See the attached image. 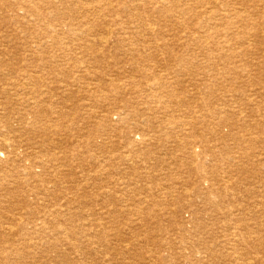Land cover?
<instances>
[{
	"label": "rangeland",
	"instance_id": "rangeland-1",
	"mask_svg": "<svg viewBox=\"0 0 264 264\" xmlns=\"http://www.w3.org/2000/svg\"><path fill=\"white\" fill-rule=\"evenodd\" d=\"M128 1L0 0V264H264V0Z\"/></svg>",
	"mask_w": 264,
	"mask_h": 264
},
{
	"label": "bare ground",
	"instance_id": "bare-ground-1",
	"mask_svg": "<svg viewBox=\"0 0 264 264\" xmlns=\"http://www.w3.org/2000/svg\"><path fill=\"white\" fill-rule=\"evenodd\" d=\"M128 1V0H127ZM215 1V0H214ZM129 2V1H128ZM131 2V1H130ZM135 2V1H134ZM139 3V2H138ZM165 3V5H166V3L167 2H164ZM163 3V4H164ZM134 4V3H133ZM2 5V4H1ZM159 7H161V6H159ZM156 8H158V6L156 7ZM162 8V7H161ZM97 9V8H96ZM125 9V8H124ZM155 9V8H154ZM157 10V9H156ZM159 10H160V8H159ZM91 11H93L92 9H91ZM102 12V11H101ZM221 13H222V11H221ZM229 13V12H228ZM125 14V13H124ZM231 14V13H230ZM216 15H218V14H216ZM215 15V16H216ZM18 16V15H17ZM219 16H220V14H219ZM15 17V16H14ZM217 18V17H216ZM228 18H230V17H228ZM15 19V18H14ZM227 21V15H226V17L225 18H222V19H220V20H217L216 22H219V23H217V25L218 24H221L220 26H223L224 25V23ZM66 28V27H65ZM157 28V27H156ZM68 29V28H67ZM218 31H219V29H218ZM228 31H230V30H228ZM147 32V31H146ZM151 32H152V30H151ZM83 33V32H82ZM144 33V32H143ZM155 33V32H154ZM157 34V33H156ZM155 34V35H156ZM223 34V33H222ZM226 35V34H225ZM230 35V34H229ZM228 36V35H227ZM222 37V36H221ZM224 37V36H223ZM49 38V37H48ZM101 38V37H100ZM105 39V38H104ZM106 39H107V37H106ZM222 39V38H221ZM228 39H229V37H228ZM223 40V39H222ZM226 41H228L227 39H225ZM230 40V39H229ZM54 42V41H53ZM107 42V41H106ZM223 43V42H222ZM247 43V42H246ZM245 43V44H246ZM229 43L227 42V44L226 45H228ZM222 45V44H221ZM37 46V45H36ZM223 47V46H222ZM225 47V46H224ZM231 48V47H230ZM36 49V48H35ZM131 49H133V48H131ZM38 50V49H37ZM36 51V50H35ZM247 51H248V49H247ZM34 55V54H33ZM63 57V56H62ZM49 59V58H48ZM54 59V58H53ZM42 60H43V58H42ZM57 61V60H56ZM41 64V63H40ZM53 64V63H52ZM34 67V66H33ZM47 67V66H46ZM65 67V66H64ZM79 67V66H78ZM90 67V66H89ZM133 68V67H132ZM29 69V68H28ZM74 69V68H73ZM80 69V68H79ZM70 70V69H69ZM41 71V70H40ZM87 71V70H86ZM58 72V71H57ZM37 73V72H36ZM39 73V72H38ZM86 73V72H85ZM119 73V72H118ZM208 73V72H207ZM206 73V74H207ZM59 74V73H58ZM32 75H35V74H33L32 73ZM37 75V74H36ZM36 75H35V77H36ZM220 75H222V74H219L218 76H220ZM38 76V75H37ZM45 76V75H44ZM82 76H84V75H82ZM223 76H225V75H223ZM46 77V76H45ZM31 78V77H30ZM81 78V77H80ZM91 78H92V76H91ZM34 79V78H33ZM37 79V78H36ZM72 79V78H71ZM131 79V78H130ZM133 79V78H132ZM3 80V79H2ZM43 80V79H42ZM47 80V79H46ZM95 80V79H94ZM136 80V79H135ZM225 80V79H224ZM65 81H66V79H65ZM90 81V80H89ZM220 81V80H219ZM0 82H1V79H0ZM26 82V81H25ZM29 82H31V81H29ZM33 82H34V80H33ZM59 82V81H58ZM76 82V81H75ZM74 82V84H76ZM81 82V81H80ZM188 82V81H187ZM59 83H61V82H59ZM86 83V82H85ZM94 83V82H93ZM78 84V83H77ZM23 85V84H22ZM24 86H26V85H24ZM63 86H65V85H63ZM69 86V85H68ZM76 86V85H75ZM79 86V85H78ZM77 86V87H78ZM83 86V85H82ZM88 86V85H87ZM91 86V85H90ZM1 87V86H0ZM79 88V87H78ZM81 88V87H80ZM86 88V87H85ZM20 89V88H19ZM148 89H149V87H148ZM151 89V88H150ZM94 90V89H93ZM153 90V89H152ZM19 91V90H18ZM92 91V90H91ZM151 91V90H150ZM264 92V91H263ZM144 93V92H143ZM30 101V100H29ZM151 110V109H150ZM226 112V111H225ZM154 115V114H153ZM167 115V114H166ZM188 117V116H187ZM202 117V116H201ZM226 118V117H225ZM121 119V118H120ZM120 119H117V120H120ZM146 119V118H145ZM142 120V119H141ZM157 120V119H156ZM222 120V119H221ZM160 121V120H159ZM161 122V121H160ZM223 122V121H222ZM122 123V122H121ZM223 123H225V122H223ZM189 126H191V125H189ZM227 126V125H226ZM152 127V126H151ZM150 127V128H151ZM156 127V126H155ZM159 130H163L162 128H158ZM184 129V128H183ZM157 130V129H156ZM161 132V131H160ZM240 132V131H239ZM187 134V133H186ZM238 134V133H237ZM3 135V134H2ZM144 136V135H143ZM5 139V138H4ZM148 140H149V138H148ZM240 140V139H239ZM3 141H5V140H3ZM174 142V141H173ZM2 145H0V149L1 148H3V150H5L6 149V146H8V144H10V143H8L7 142V140H6V142H4V143H1ZM180 144V143H179ZM90 145V144H89ZM145 145V144H144ZM91 146H92V143H91ZM4 147H5V149H4ZM145 147V146H144ZM9 148V147H8ZM30 148V147H29ZM184 148H185V146H184ZM242 148V147H241ZM13 148L11 147V150H12ZM38 149V148H37ZM178 149V148H177ZM181 149V148H180ZM31 150H33V149H31ZM36 150V149H35ZM7 151H8V149H7ZM27 151H29V150H27ZM39 151V150H38ZM37 151V152H38ZM5 152V151H4ZM34 152V151H33ZM32 152V153H33ZM2 153V152H1ZM11 153V152H10ZM16 152H14V153H12V154H15ZM41 153V152H40ZM34 154V153H33ZM194 154V153H193ZM18 155V154H17ZM27 155H29V154H27ZM37 155H39V154H37ZM8 156H10V155H8ZM14 156V155H13ZM13 158V157H12ZM18 158V157H17ZM8 159H10L9 157H8ZM178 160H180V159H178ZM10 162V161H9ZM8 162V163H9ZM177 163V162H176ZM12 164V163H11ZM14 167V166H13ZM13 167H12V169H13ZM262 167V166H261ZM25 172H28V170H26ZM23 173V172H22ZM29 173V172H28ZM26 174V173H25ZM30 174V173H29ZM5 179V178H4ZM28 180H29V178H27ZM10 180V179H9ZM25 180V179H24ZM230 180H231V178H230ZM229 180V181H230ZM13 181V180H12ZM3 182V181H2ZM7 182V181H6ZM13 182H15V181H13ZM10 184V183H9ZM10 185H12V184H10ZM17 185V184H16ZM6 187V186H5ZM9 187H12V186H9ZM14 187H15V185H14ZM18 188V187H17ZM4 189V188H3ZM9 189H11V188H9ZM8 189V190H9ZM14 189V188H13ZM12 190V189H11ZM41 190V189H40ZM39 190V191H40ZM3 191V190H2ZM42 191H43V189H42ZM7 192V191H6ZM40 193H42V192H40ZM37 194H39V193H37ZM36 196V195H35ZM28 197V196H27ZM40 197V196H39ZM36 198V197H35ZM36 200V199H35ZM45 200V199H44ZM210 200H212V199H210ZM33 202V201H32ZM11 203V202H10ZM3 205V204H2ZM30 205V204H29ZM215 206V205H214ZM34 207V206H33ZM36 207V206H35ZM40 207V206H39ZM32 208V205H31V207H30V209ZM33 210V209H32ZM31 210V211H32ZM31 213V212H30ZM27 214V213H26ZM29 214V213H28ZM25 215V214H24ZM34 216V215H33ZM18 217H19V215H18ZM26 217V216H25ZM22 218V217H21ZM20 218V219H21ZM16 220V219H15ZM17 220L19 221V219L17 218ZM61 221V220H60ZM29 222V221H28ZM27 222V223H28ZM57 222V221H56ZM19 223V222H18ZM60 223V222H59ZM62 223V222H61ZM36 224H38V223H36ZM60 225V224H59ZM39 228V227H38ZM46 228V227H45ZM56 228V227H55ZM54 228V229H55ZM38 230H41V229H38ZM45 230V229H44ZM49 230V229H48ZM65 230V229H64ZM64 230H62V232L64 231ZM58 231L60 232V230L58 229ZM69 231V230H68ZM66 232V231H65ZM34 233V232H33ZM45 233V232H44ZM43 233V234H44ZM95 233V232H94ZM40 234H42V232L40 233ZM59 234V233H58ZM66 235V234H65ZM180 236V235H179ZM178 236V237H179ZM34 237V236H33ZM37 238V237H36ZM52 238V237H51ZM181 238V237H180ZM24 239V238H23ZM22 239V240H23ZM176 239V238H175ZM25 240V239H24ZM32 240V239H31ZM187 240V239H186ZM257 243V242H256ZM218 244V243H217ZM236 244V243H235ZM189 245V244H188ZM224 245V244H223ZM187 246V245H186ZM189 246H191V245H189ZM196 246V245H195ZM194 246V247H195ZM240 246V245H239ZM251 246V245H250ZM24 247V246H23ZM192 247V246H191ZM190 247V248H191ZM197 247V246H196ZM195 247V248H196ZM236 247V248H235ZM231 251H228V250H226V249H223L222 248V250L226 253H224L223 251H221L222 252V254H218V251H217V248L218 247H215V248H211V247H206L205 249H194V250H192V252L190 253V259H194V258H197L196 260H198V261H203V260H205V259H207L208 257H209V253L211 252V258H214L215 257V259H220V260H224L225 258V256L226 257H234V255L236 254V253H238L239 255H237V256H240L241 257V259L240 260H242L243 261V264H260V263H262V258H261V255H260V253H258V252H256L257 250V248L256 249H253V251L252 250H250V248H248V250H247V247L245 248V249H243L242 247H238V246H235ZM18 248V247H17ZM30 248H31V246H30ZM260 248V247H259ZM258 248V249H259ZM29 249V248H28ZM34 249V248H33ZM21 250V249H20ZM23 250V249H22ZM26 250V249H25ZM187 250V249H186ZM191 251V250H190ZM261 251H262V249H261ZM36 252V251H35ZM188 252V251H187ZM32 252H30V254H31ZM43 254V253H42ZM188 254H189V252H188ZM231 254V255H230ZM32 255H33V253H32ZM186 256H188V255H186ZM186 256H184V257H186ZM192 257V258H191ZM235 257H236V255H235ZM188 258V259H189ZM224 258V259H223ZM208 260V259H207ZM189 262H190V260H189Z\"/></svg>",
	"mask_w": 264,
	"mask_h": 264
}]
</instances>
